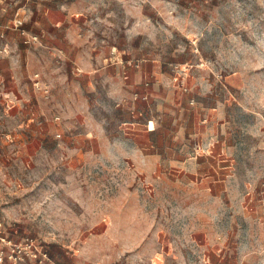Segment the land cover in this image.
Here are the masks:
<instances>
[{"label":"rangeland","instance_id":"obj_1","mask_svg":"<svg viewBox=\"0 0 264 264\" xmlns=\"http://www.w3.org/2000/svg\"><path fill=\"white\" fill-rule=\"evenodd\" d=\"M4 3V7L0 4V50L8 45V52H0V58L11 52L10 35L20 39L19 47L38 46L25 44L14 28L18 13L30 33L28 26L38 27L36 18L47 13L56 16V28L73 26L76 37L91 46L92 55L87 53L78 66L85 69L92 62L105 68L83 70L80 75L55 70L58 64L51 55L44 64L37 59V70L30 76H21L14 96L6 90L0 93V219L10 238H34L57 253L65 249L78 255L87 249L103 264H149L146 248L153 233L163 225L188 224L182 218H162L161 206L151 202L157 194L168 200L164 207L170 211L177 206V196L188 205L184 188L167 186L158 192L138 181L142 175L131 181L132 150L171 145L172 139L155 144L146 135L124 133L122 121L131 117L123 105L131 97L129 81H124L120 69L102 60L113 46L125 57L154 62L163 71L172 72L171 62L192 65L190 91L176 88L178 98L190 103L194 97V104L204 102L219 109L209 139L216 137L214 147L225 148L234 161L233 186L224 194L240 202L235 208L222 203L220 219L214 223L226 227L228 221L243 227L241 212L249 195L263 206L264 0ZM53 10H61L67 21ZM35 73L54 87L53 99L35 92ZM55 115L61 120L56 121ZM168 122L174 125L176 119ZM98 128H103L104 138L98 136ZM183 144L197 146L189 137ZM133 195L141 202H132ZM229 210L236 212L235 221ZM125 241H139L138 249L121 250Z\"/></svg>","mask_w":264,"mask_h":264},{"label":"crops","instance_id":"obj_2","mask_svg":"<svg viewBox=\"0 0 264 264\" xmlns=\"http://www.w3.org/2000/svg\"><path fill=\"white\" fill-rule=\"evenodd\" d=\"M0 2L1 7H4L5 1ZM53 11L62 14L61 10ZM55 17L42 14L36 18L38 27L28 26L32 33L40 35L38 46L19 47L17 42L20 39L13 35L7 39L11 52L0 58V93L6 90L8 96H14L20 87L21 76L24 73L30 76L32 70H37V59L44 64L51 55L58 64L55 70H72L77 75L82 74L83 70H105L96 68L92 62L85 69L78 66L77 61L84 59L87 53L92 55L91 46L76 37L73 26L56 28ZM63 17L66 22L68 16L64 14ZM114 47L116 46L112 47L107 56L102 57L100 54L98 57H102L104 63L110 62L116 69H120L123 76L120 60L132 58L125 57V52L119 49L115 54L112 51ZM58 56L61 57L60 62L57 61ZM43 78L46 80L44 76ZM190 78L191 75L188 78L191 88ZM123 79L129 81L128 92L131 95L123 102L131 113L130 118L122 121V124L131 123L127 127L121 125L124 133L137 137L146 135L147 140L155 144L167 138L172 139L171 145L137 146L132 150L130 161L134 177L131 181L136 182L137 176L142 175L138 181L146 187H155L158 192L159 188L167 186L184 188L188 196V205L180 202L184 197L177 196V206L171 211L164 207L168 200L157 194L153 197L151 202L162 208V218H182L188 220V224L163 225L153 233V241L146 248L150 254L149 264L152 259L157 258L158 264H206L203 262L204 253L211 258L208 264L264 262V204L262 206L261 201L245 198L247 207L241 212L245 222L243 227L228 224V221L226 227L225 224L217 226L214 223V219H220L218 209L222 203L235 208L236 203L240 202L229 193L224 194L226 189L229 191L233 186L231 169L234 161L230 160L225 148L214 147L216 137L209 139L218 122L219 109L214 104H191L186 98H178L176 88L181 87L174 83L172 72L161 70L154 62L143 60L141 68H130L129 78L125 79L123 76ZM147 81H150V85H146ZM52 91L53 99L56 95L53 86ZM135 93L148 95V100H135ZM150 119L154 120V130L147 128V121ZM171 119H176V124H169L168 120ZM200 122L204 124L203 127L198 125ZM97 131L98 136L105 137L103 128H98ZM187 137L195 139L197 146L184 145L183 141ZM137 199L141 202L140 197L131 196L132 202ZM233 212L235 221L236 212L229 210V214ZM137 243L139 241H125L121 250H137ZM50 253L58 264H103L96 260V256L87 254V249L78 255L70 254L65 249L59 253L54 249Z\"/></svg>","mask_w":264,"mask_h":264},{"label":"built area","instance_id":"obj_3","mask_svg":"<svg viewBox=\"0 0 264 264\" xmlns=\"http://www.w3.org/2000/svg\"><path fill=\"white\" fill-rule=\"evenodd\" d=\"M5 1V0H1ZM14 28L19 30L20 34L24 38V43L27 45L36 44L40 41V35L39 34H32L26 28L24 27V20L19 16V13L17 14V17L14 20ZM115 54H117L118 48L114 47L112 50ZM1 53H7L8 52V45H5L2 50H0ZM57 61H61V57H57ZM122 69H123V76L125 79L129 78V69L130 68H141L143 64V60H133V59H124L122 58L120 60ZM170 66L172 67V79L174 83L178 86H180L183 91L188 92L190 91V86L188 84V78L192 74V65L187 64H180V63H174L171 62ZM79 72L80 70L77 69ZM32 85L35 90V92L40 93L45 99H51L52 98V87L51 85L44 80V78L41 76L40 73H35L32 77ZM146 85H150V81L146 82ZM134 99H142V100H148V95H140L138 93L134 94ZM195 98L192 97L190 99V103H195ZM54 119L56 121L61 120L60 115H55ZM131 123L124 122L122 126H130ZM147 128L149 130L155 129L154 120L150 119L147 121ZM58 137H61V133H57ZM252 200L254 199L253 196H250ZM264 200V199H263ZM7 262H10L11 264H22L24 262H35L37 264H58L54 261V259L51 256L50 251L46 246L38 240L34 238H25L22 241H16L12 238H10L5 231L4 224L2 220L0 219V264H6ZM158 258L152 259L151 264H158ZM203 262L208 264L211 262V258L206 253L203 254Z\"/></svg>","mask_w":264,"mask_h":264}]
</instances>
